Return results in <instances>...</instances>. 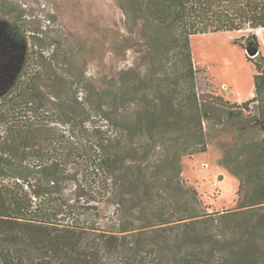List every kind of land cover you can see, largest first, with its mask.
<instances>
[{
  "label": "rangeland",
  "instance_id": "374dc122",
  "mask_svg": "<svg viewBox=\"0 0 264 264\" xmlns=\"http://www.w3.org/2000/svg\"><path fill=\"white\" fill-rule=\"evenodd\" d=\"M12 24L22 31L23 42ZM146 25L130 18L120 0H0V137L11 127L12 136L20 122H33L54 147L78 142L97 149L109 139L113 144L101 155L119 162L114 168L93 170L97 175L83 182L80 175L59 173V183L49 185L38 166L55 157L40 160L31 153L25 166H5L0 183L21 185L33 200L32 212H44L43 197L50 193L52 219L77 222L91 239L125 238L118 250H104L107 264H128L134 256L145 264H177L178 256L192 247L206 252L201 264H216L226 258L231 239L214 218L238 211L240 184L222 160L233 162L235 146L262 138L259 128L247 122L258 118L260 104L243 111L241 129L236 117L204 120L207 151L183 157L180 176L172 174L164 160L176 148L183 150L184 138H177L182 133L152 143L141 124L143 98L153 100L159 85L165 88L162 77L170 68L154 59L151 46L163 42L155 38L153 45ZM255 30L247 25L241 31L191 37L198 93L217 96L221 91L232 100L247 96L255 70L247 57L259 61L261 56L250 55L236 40ZM160 33L173 37L167 29ZM29 103L32 110H24ZM69 161L73 169L79 162ZM37 184L42 198L33 196L31 186ZM56 204L67 206L58 217L50 211L58 210ZM185 218L190 225H182ZM188 227L191 239L184 241L180 234ZM201 235L204 241L198 239ZM198 242L204 244L195 246ZM258 261L264 264L262 254Z\"/></svg>",
  "mask_w": 264,
  "mask_h": 264
},
{
  "label": "trees",
  "instance_id": "16d2710c",
  "mask_svg": "<svg viewBox=\"0 0 264 264\" xmlns=\"http://www.w3.org/2000/svg\"><path fill=\"white\" fill-rule=\"evenodd\" d=\"M120 2L130 18L143 20L144 25L147 24L145 26L147 35L153 39L150 40L151 43L155 38L163 42V45L151 48L155 60L159 63L164 60L170 66L162 77L164 80L161 84H165V88L159 85L157 94L151 97L153 100L144 94L147 98L142 100L145 106L141 114V124L151 136L152 143L157 138L166 139L175 131L182 133L181 136L177 135V138L178 140L184 138L183 150L176 148L177 153L164 160L172 174L180 176L183 157L207 151L204 120L217 121L218 117L224 116L230 121L236 117L241 129L240 117L243 111L249 112L251 105L260 104L258 118L249 119L247 122L251 121L254 127L259 128L262 138L235 146L233 151L236 158L233 162L226 158L222 160L223 165H226L240 181L238 211L220 214L214 218L231 239L230 245L225 246L226 251H229L226 258H222L216 264H259L260 255L264 256V99L262 100L264 56L256 34L236 40V45L244 50L257 52V57L261 58L255 61L247 57V60L254 64L256 72L255 98L242 104L231 103L220 95L196 91L195 80L199 70L194 68L191 37L241 31L247 25L252 29L264 27V0H120ZM12 26L13 30H16L15 34L17 33L23 42L22 31L15 28V24ZM163 29H167L169 37H173L163 38L160 33ZM183 80L187 85L181 86ZM137 89L142 93L139 87ZM127 91L128 89H125V92ZM24 110L31 111L32 104H27ZM28 123L20 122L14 126L12 136L11 127L6 137H0V176L3 175L5 166L13 164L25 166L26 159L31 153L40 160L48 156L55 157L50 164L38 166L42 176L49 181V185L59 183L55 180L59 173H66L68 176L80 175L83 182L87 176L94 178L93 175H97L94 171H99L102 166L114 168V164L119 163L101 155L104 147L113 144L109 139H104V143L96 146L97 149L90 144L78 142L69 145V148L63 144L54 147L50 145L49 137L37 133L38 128L35 126L41 127L40 125ZM221 123L220 119L218 125ZM97 153L101 157L96 159ZM246 153L252 156L245 158ZM72 158L79 161L75 169L70 168L68 163ZM16 186L18 187L10 188L0 183V264H107L103 256L104 250L116 251L124 246L123 237L102 235L91 239L89 232L77 222L64 224L53 220L52 215L48 214L50 193L46 192L44 198L40 193L42 189L40 184L31 186L35 191L33 196L43 197L45 203L42 207L47 208L43 213L42 209L37 210L39 212H32V198L21 185ZM56 207L58 210L50 211L58 212L56 216L58 217L67 206L56 204ZM182 221H184L182 225H190L187 222L188 218ZM190 228L181 231L180 236L184 241L191 239ZM204 234L208 236L206 230ZM198 239L204 241L202 235ZM206 239L212 242L211 238ZM202 244L204 243L198 242L195 246ZM196 248L192 247L182 256L179 255L177 264H201L202 256L206 252ZM128 264L145 263L142 257L134 256Z\"/></svg>",
  "mask_w": 264,
  "mask_h": 264
},
{
  "label": "crops",
  "instance_id": "0c3cea01",
  "mask_svg": "<svg viewBox=\"0 0 264 264\" xmlns=\"http://www.w3.org/2000/svg\"><path fill=\"white\" fill-rule=\"evenodd\" d=\"M257 37H258V40H259V43H260V49L262 51V54L264 56V27H261L259 29H256L255 32H254ZM213 34V33H211ZM255 70H254V75H255ZM254 75H253V86L251 87L249 93L247 94V96L245 97H242V96H239L241 98H239L238 96L236 97V99L232 100L231 98L228 97V95H223V93L221 91H219V95H221L222 97H225L226 100L228 101H232L233 103H237V104H242V103H245V102H248L250 100H252L253 98H255L256 96V87H255V82H254ZM212 81L213 83H215V81H217L216 78H212ZM228 85V84H227ZM231 87V85H228V88Z\"/></svg>",
  "mask_w": 264,
  "mask_h": 264
},
{
  "label": "water",
  "instance_id": "95a60500",
  "mask_svg": "<svg viewBox=\"0 0 264 264\" xmlns=\"http://www.w3.org/2000/svg\"><path fill=\"white\" fill-rule=\"evenodd\" d=\"M257 52H251L250 50H249V54L250 55H255Z\"/></svg>",
  "mask_w": 264,
  "mask_h": 264
}]
</instances>
